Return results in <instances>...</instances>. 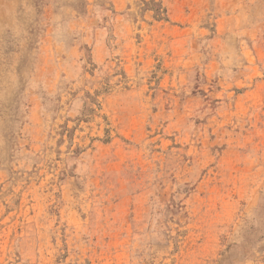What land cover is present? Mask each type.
<instances>
[{"label":"rangeland","instance_id":"374dc122","mask_svg":"<svg viewBox=\"0 0 264 264\" xmlns=\"http://www.w3.org/2000/svg\"><path fill=\"white\" fill-rule=\"evenodd\" d=\"M0 264H264V0H0Z\"/></svg>","mask_w":264,"mask_h":264}]
</instances>
